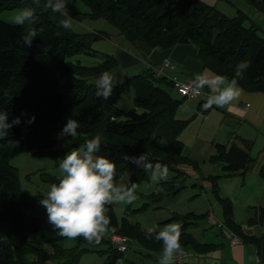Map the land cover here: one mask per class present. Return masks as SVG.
Segmentation results:
<instances>
[{
	"label": "trees",
	"instance_id": "16d2710c",
	"mask_svg": "<svg viewBox=\"0 0 264 264\" xmlns=\"http://www.w3.org/2000/svg\"><path fill=\"white\" fill-rule=\"evenodd\" d=\"M80 1L89 12L74 13L72 19L79 22L104 20L128 42L142 43L153 51L194 46L199 51L202 68L215 76L231 80L237 64L247 62L250 66L244 71L243 78H237L239 88L251 94H264V38L260 36V29L245 26L244 14L228 18L201 0ZM246 1L264 16V0ZM26 6H33L31 0H0V13ZM37 15L34 25L18 26L0 21V111L8 113L9 123L16 117L21 121L12 127L6 141H0V264H79L85 254L97 251L102 240L89 243L83 237L68 240L59 236L48 223L46 209L39 203L43 196H32L22 190L18 170L11 165L13 159L28 152L38 158H63L87 140L100 136L98 155L115 164L114 183L117 184L136 166L129 157L146 152L153 163L168 167L171 178L155 184L149 195L150 202L142 209L165 197L178 196L186 187L183 168L191 167L199 173L200 165L184 156L185 148L179 136L192 121L176 119L182 102L161 87L165 85L173 90L172 83L157 78L150 69L115 85L108 100L98 98L93 80L120 66L115 57L99 54L93 48L96 43L109 40V35L104 32L77 34L71 28L65 29L60 25L64 17L51 10L41 12L38 9ZM29 27L37 32L31 47L21 39ZM76 56L94 59L100 56L102 62L93 67L82 66L70 61ZM130 91L134 92V109H119L120 100ZM33 115L35 120L29 124L27 121ZM68 118L77 120L80 127L76 136L67 137V145L58 149L60 139L57 134ZM153 133L156 139H153ZM161 138L167 141V146L156 143ZM251 144L235 139L227 146L216 145L209 162L222 164L223 174L205 178L222 209L221 227H227L232 232L230 234L245 243L257 239L245 233L235 221L234 203L222 194L219 181L236 175L243 177L250 171L254 165ZM259 176L264 179V165ZM149 180V175L139 168L131 176L130 186L135 183L138 188ZM50 182L58 183L59 178H50ZM107 207L115 231H110L105 240L108 248L97 251L107 257L103 264L123 261L131 240L147 250L149 257H160L162 241L155 240L154 235L147 239V229L127 217L120 221L114 205ZM261 210L264 213V209ZM208 216V213H176L168 220L181 225L183 251L192 249L195 253L206 254L218 247L201 244L188 232ZM34 234H39L41 240H31L30 236ZM115 235L129 239L125 251L119 250L111 241ZM37 242L50 246L51 250ZM176 258L178 255L174 261ZM124 263L139 264L131 260Z\"/></svg>",
	"mask_w": 264,
	"mask_h": 264
},
{
	"label": "rangeland",
	"instance_id": "374dc122",
	"mask_svg": "<svg viewBox=\"0 0 264 264\" xmlns=\"http://www.w3.org/2000/svg\"><path fill=\"white\" fill-rule=\"evenodd\" d=\"M206 3L208 6L216 8L220 13L228 18H235L239 16L241 13L244 14L245 26L247 28L256 27L260 29V36L264 38V16L261 15L258 11L253 9L246 0H201ZM69 9V14L73 16L74 13L86 14L89 12V9L82 4L80 0H70L67 5ZM20 9H15L12 11H3L0 13V21L5 22L10 25H15L13 23L14 16L19 12ZM104 24L108 28L116 31L119 36L120 33L112 28L106 21H91L84 20L83 22L76 21L72 19V27L71 29L77 34H86L95 32L98 29L96 28V24ZM102 32L106 33L103 29ZM98 32V31H97ZM109 35L110 40H103L98 42L96 48H98L99 54L103 52H107L111 45L118 44L116 38L112 36L110 33H106ZM123 39V38H122ZM100 57V56H99ZM90 58L87 56H76L70 59L73 63H80L82 66L93 67L97 66L102 62L101 58ZM155 68H152L154 70ZM116 71V70H115ZM209 72V71H208ZM211 73V72H210ZM212 74V73H211ZM206 74V76L215 78L214 74ZM113 75V74H112ZM125 82V81H124ZM163 89L170 92L172 97L176 100L182 102V107L187 104L193 103V108L189 109L187 112L185 108H182L180 114L176 119L180 121L189 120L192 116L199 115L201 116L204 111L203 105L205 102L196 99L183 100L174 90L170 89L165 85H161ZM202 103V106L200 104ZM118 108L122 110H130L134 109V92L130 91L126 95L122 97L118 104ZM202 108V109H201ZM222 111L221 107H217ZM208 110V109H207ZM216 118H210V122L213 123ZM207 123V120H205ZM202 120H199L196 123H192L191 126L184 131L179 136V141L184 144V156L188 157L194 162L199 163L200 172L194 171L191 167H184L183 170L186 173L185 177V189L178 195L172 197H165L160 200V202H155L149 204L147 209H142L144 205L150 202L149 195L154 191L155 184L149 181L142 182L137 188V199L131 204H114L115 212L117 218L121 221L123 217H127L133 223H139L144 229H148L149 227L155 228L157 231L162 229L166 224H169L168 220L172 218V216L176 213L179 215H184L187 213L194 212L196 214H206L216 220V223H212L209 219L201 221L196 227L190 228L189 233H192L193 237L199 243H224L227 248H229L228 243V234L232 233L227 227H221L223 217H222V209L220 205L216 201L212 191L210 183L205 179L206 176H217L223 174L222 172V164H210L208 162L205 167V159L213 150L211 149V143L207 141L212 138H221L225 136L226 126L220 124L218 125H210L202 127ZM58 149H62L67 145V138L60 139ZM190 154V155H189ZM213 154V153H211ZM63 158H38L33 155L32 152L24 153L17 158L13 159L11 165L18 170L20 185L23 191L29 193L32 196H46L47 192L50 189L52 183L50 182V178H59L61 177V173L59 171V161ZM256 164V160L254 159V165ZM137 165L134 167L132 173L126 174L123 178H121L117 185L118 186H130V178L132 175L138 172ZM171 175L169 174V177ZM234 189L235 184H234ZM239 204L236 213V220L238 219V223L241 225V229L249 234L253 235L257 240L255 242H243L241 240L242 245L246 248L244 253V262L242 264H264V225L262 221L264 219V213L261 209H264V205L260 207L251 208V206L246 207L244 204V197L238 198ZM249 203H253L254 200L250 198ZM237 206V203L234 202ZM127 206H130L127 207ZM242 212V213H241ZM261 217L262 220L260 219ZM177 223L176 221H172L171 223ZM109 236V232L101 239L102 242L96 247L98 250H105L108 248L109 244L105 241ZM210 237L212 238L211 240ZM40 239L39 234H34L30 236V239L33 241H38ZM241 238V237H240ZM109 239V238H108ZM41 240V239H40ZM230 240V239H229ZM231 241V240H230ZM201 243V244H204ZM42 247H45L47 250H51L50 246L42 245L37 242ZM190 250L183 251V256L180 257L187 262L192 260V257H189L188 254ZM91 252L85 254L80 260L79 264H103L107 259L105 253L99 252ZM188 252V254H187ZM194 253V250H192ZM149 253L147 250L142 248L140 244L135 241H130V248L123 256V261H119L118 264H125L124 261H135L139 264H158L159 258L154 255L149 257ZM258 258L260 260H258ZM179 262H184L176 258ZM176 261H174V264ZM232 264H239L232 263Z\"/></svg>",
	"mask_w": 264,
	"mask_h": 264
},
{
	"label": "clouds",
	"instance_id": "9594fccd",
	"mask_svg": "<svg viewBox=\"0 0 264 264\" xmlns=\"http://www.w3.org/2000/svg\"><path fill=\"white\" fill-rule=\"evenodd\" d=\"M70 0H31L33 6H26L14 16L13 23L18 26L34 25L38 20L37 10L59 13L63 19L60 25L65 29L72 27V16L67 7ZM37 32L29 27L21 36L24 44L31 47ZM250 65L240 62L235 68L234 77L217 75L214 79H208L197 74L194 78L195 94H202L205 87H215V95H208L203 105L205 110L216 107H225L237 99L241 94L238 79L243 78L244 71ZM96 96L108 100L114 90L115 78L109 72L100 74L96 80ZM33 115L27 122H34ZM20 117L8 122V113L0 111V141H6L10 130L14 125L20 124ZM80 124L77 120L68 118L63 129L57 134L58 139L75 137ZM153 139L156 134L153 133ZM11 144V142L9 141ZM156 143L162 147L167 146L163 138ZM101 151V137L96 136L87 140L70 152H67L59 161V171L62 174L59 182L50 186L46 196L39 201L47 211L48 223L58 235L68 240L83 237L89 243H99L110 231H115L107 215L108 205H131L137 199V185L118 186L114 183L116 175L115 164L108 158L98 155ZM129 161L142 168L149 175V179L156 185L166 181L169 177V169L159 162L153 163L148 154L142 153L138 157L131 156ZM163 191V188H158ZM162 241L163 248L158 264H174V258L182 253L180 244L181 225L178 223L166 224L157 231L149 227L145 233L147 239Z\"/></svg>",
	"mask_w": 264,
	"mask_h": 264
},
{
	"label": "crops",
	"instance_id": "0c3cea01",
	"mask_svg": "<svg viewBox=\"0 0 264 264\" xmlns=\"http://www.w3.org/2000/svg\"><path fill=\"white\" fill-rule=\"evenodd\" d=\"M94 29H98L95 32H102L100 29L108 31L106 33H110L119 42L118 44L111 45L112 47L107 52H103L105 53L103 55L115 57L120 64L116 71L110 73L115 78V85H120L128 78L142 74L152 68H158L165 61H172L176 65L177 71L175 76L181 81H186L190 78L194 79L197 74L210 80L214 79L206 76V74L211 73L202 68L199 51L194 46L181 45L169 51H153L142 43L136 42L132 44L128 42L123 36H119L116 31H113L104 24L97 23ZM97 44L93 48L98 52L99 50L96 48ZM96 80H93L92 83L96 84ZM203 90L208 95L216 94L214 86L211 88L205 87ZM181 107L177 112V116L180 114L182 108L186 109L185 112L193 108V103ZM210 118H216V120L211 123L209 121ZM199 120H202V127L213 124L226 126L224 137L218 138V140L217 138H212L207 141L211 143V149L213 150L211 153L213 154L210 153V156L204 158L206 160L204 163L205 167H207L206 164L209 162L210 157L214 155L216 145L227 146L235 139L252 143L251 156L256 160V164L251 167L250 171L243 177L236 175L230 178H221L219 181L222 194L231 198L233 203H237V206L234 203V219L238 223L236 213L238 204L240 203L238 201L239 196L240 198L244 197L246 207L257 208L264 205V179L259 176L260 170L264 165V94H251L241 89L240 96L229 105L222 107V111L214 105L212 108L204 111L201 116H192L189 120L185 121L196 123ZM205 120H207V123H205ZM217 176H222V174ZM234 184L236 189H234ZM250 198L254 200L252 204L249 203ZM262 224L264 225V220ZM211 239L210 237L209 240ZM227 240L229 248L223 242L210 243L218 247L206 254L192 253V250H190L191 254H188V252L187 254L189 257H192V260L187 262L184 258L182 261L189 264H232L237 262L242 264L246 248L242 244L232 246L231 241Z\"/></svg>",
	"mask_w": 264,
	"mask_h": 264
},
{
	"label": "built area",
	"instance_id": "2783aa9c",
	"mask_svg": "<svg viewBox=\"0 0 264 264\" xmlns=\"http://www.w3.org/2000/svg\"><path fill=\"white\" fill-rule=\"evenodd\" d=\"M177 71V67L171 61H165L161 66L154 69V73L159 79H167L169 82L173 84L174 91L184 99H196L203 100L206 99L208 94H206L202 90V94H195V84L194 79L190 78L186 81L179 80L178 77L175 76ZM212 223H215L213 218H210ZM228 237L231 240V245L235 246L241 243L240 239L234 234H228ZM111 241L115 246L119 248L121 251H125L128 248L129 239L125 236L115 235L112 236ZM183 256V252L178 254V258ZM258 260H260L258 258Z\"/></svg>",
	"mask_w": 264,
	"mask_h": 264
}]
</instances>
